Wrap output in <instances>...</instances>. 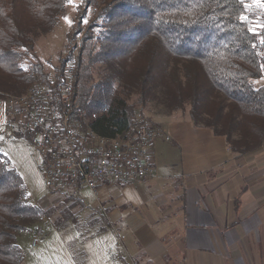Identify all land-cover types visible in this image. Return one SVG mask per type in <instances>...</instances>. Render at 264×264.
<instances>
[{
  "label": "trees",
  "instance_id": "1",
  "mask_svg": "<svg viewBox=\"0 0 264 264\" xmlns=\"http://www.w3.org/2000/svg\"><path fill=\"white\" fill-rule=\"evenodd\" d=\"M97 10L83 32L75 69L70 122L82 131L116 139L139 127L154 130L144 111L161 106L168 115L190 113L196 127L226 138L234 154L246 155L264 143V12L251 0H82ZM68 0H0V100L22 96L46 85L59 101V90L74 61H61L51 82L42 65L22 67L21 49L51 33ZM254 4V6L252 5ZM97 31V33H96ZM87 64L104 66L103 78L82 83ZM136 97V102H130ZM84 207L65 197L49 209L32 204L23 178L0 152V264H22L20 235L50 219L60 230ZM105 230V229H104ZM103 230V231H104Z\"/></svg>",
  "mask_w": 264,
  "mask_h": 264
},
{
  "label": "crops",
  "instance_id": "2",
  "mask_svg": "<svg viewBox=\"0 0 264 264\" xmlns=\"http://www.w3.org/2000/svg\"><path fill=\"white\" fill-rule=\"evenodd\" d=\"M253 82L264 87V77ZM5 108L0 100V128L8 132ZM155 123L152 131L163 136L154 145L155 177L100 187V204L80 200L88 216L104 212L107 226L118 227L119 242L108 245L105 229L86 240L93 248L71 253L74 263L264 264V143L234 154L226 138L196 127L189 111Z\"/></svg>",
  "mask_w": 264,
  "mask_h": 264
},
{
  "label": "built area",
  "instance_id": "3",
  "mask_svg": "<svg viewBox=\"0 0 264 264\" xmlns=\"http://www.w3.org/2000/svg\"><path fill=\"white\" fill-rule=\"evenodd\" d=\"M62 81L58 92L61 104L46 85L28 89L27 97L18 104L5 101V128L14 136L26 138L42 156L50 194L80 199L83 191H89L100 204V187L139 186L152 180L154 145L163 136L134 129L116 142L96 140L93 130L82 131L70 122L75 69H68ZM37 246L35 241L33 247Z\"/></svg>",
  "mask_w": 264,
  "mask_h": 264
},
{
  "label": "rangeland",
  "instance_id": "4",
  "mask_svg": "<svg viewBox=\"0 0 264 264\" xmlns=\"http://www.w3.org/2000/svg\"><path fill=\"white\" fill-rule=\"evenodd\" d=\"M252 3L256 5V11L262 10L264 12V0H252ZM254 4L252 5L254 6ZM96 13L97 10L94 7H86L82 0H74V3H69L68 0L66 11L60 17L59 25L51 33L36 38L32 48L21 49L25 53L22 67L31 73L33 67L40 64L43 66L44 72L49 75L50 81L55 82L60 74L61 61L66 59L69 54L73 55L74 61L68 65L67 69L77 65L81 38L84 33L75 36L74 40L71 38L79 26V18L83 16L81 27L83 32H85L87 27L96 19ZM68 20L72 23L69 24ZM87 62L88 59H85L87 68L81 71V78L82 83L85 86H89L88 89H90L92 85L103 78L105 69L102 64L94 63L88 65ZM35 86L37 85L32 87ZM9 97L12 96L8 95L5 101H8ZM136 100V97H133L130 102H136ZM144 116L158 126L155 121L158 118L169 115L163 107L150 105L144 111ZM137 129L142 131L149 130L143 126ZM156 132L160 133L157 130ZM0 152L10 160L12 167L23 178L28 199L32 204L43 209L60 205L65 197L52 195L48 191L44 177V160L26 138L12 136L4 128H0ZM81 199L83 201L86 200V203L94 201L93 197L83 192L80 194L79 200ZM103 214L99 217L88 216L86 211L79 209L76 213L75 221L72 220L66 223L60 229L64 233L56 231L57 229L52 220L45 219L40 221L32 230L23 233L18 239L24 257L22 264H75L71 259V253L79 255L84 251L87 252L86 249L93 248L95 244L86 243V240L108 228H110L108 234L110 244L108 245L115 246L117 240L119 242V239L116 238V236H119L118 227L110 226V224L107 226L103 219L104 217H101ZM35 241L38 242L37 247H33Z\"/></svg>",
  "mask_w": 264,
  "mask_h": 264
},
{
  "label": "bare ground",
  "instance_id": "5",
  "mask_svg": "<svg viewBox=\"0 0 264 264\" xmlns=\"http://www.w3.org/2000/svg\"><path fill=\"white\" fill-rule=\"evenodd\" d=\"M22 97H27V93L23 94L22 96L9 97L8 103L18 104V103L22 102ZM94 136H95L96 140H109V142H116V139L101 137V136L96 135L95 133H94Z\"/></svg>",
  "mask_w": 264,
  "mask_h": 264
},
{
  "label": "snow or ice",
  "instance_id": "6",
  "mask_svg": "<svg viewBox=\"0 0 264 264\" xmlns=\"http://www.w3.org/2000/svg\"><path fill=\"white\" fill-rule=\"evenodd\" d=\"M69 3H74V0H69ZM65 19L67 20V18H65ZM68 23L71 24L72 22L70 20H68ZM261 27H264V26H261Z\"/></svg>",
  "mask_w": 264,
  "mask_h": 264
}]
</instances>
